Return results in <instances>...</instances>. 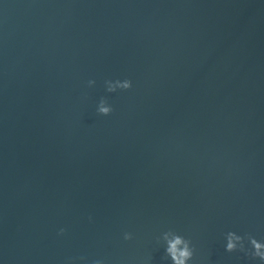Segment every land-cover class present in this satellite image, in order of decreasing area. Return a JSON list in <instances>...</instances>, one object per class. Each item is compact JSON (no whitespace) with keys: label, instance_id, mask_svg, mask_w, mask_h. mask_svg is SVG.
<instances>
[{"label":"water","instance_id":"1","mask_svg":"<svg viewBox=\"0 0 264 264\" xmlns=\"http://www.w3.org/2000/svg\"><path fill=\"white\" fill-rule=\"evenodd\" d=\"M169 230L264 264L225 250L264 242V0H0V264H171Z\"/></svg>","mask_w":264,"mask_h":264},{"label":"clouds","instance_id":"2","mask_svg":"<svg viewBox=\"0 0 264 264\" xmlns=\"http://www.w3.org/2000/svg\"><path fill=\"white\" fill-rule=\"evenodd\" d=\"M106 90L109 93L119 90H128L132 87V82L128 79L123 81H106ZM95 84L94 80H89L88 85L91 87ZM113 108L108 104L106 98H101L97 107V112L100 115L108 116L113 112ZM91 219V217H89ZM66 230L61 228L59 234L63 235ZM125 240L132 239L131 233H125ZM245 239L251 246V250L245 248ZM226 246L225 250L229 253L241 251L250 256L251 259H258L264 262V242H259L252 235L246 237L240 236L235 232L229 231L225 234ZM163 241L165 242V256L170 258L171 264H189V261L193 260L195 247L192 245L190 239L185 238L179 233L169 230L163 234Z\"/></svg>","mask_w":264,"mask_h":264}]
</instances>
